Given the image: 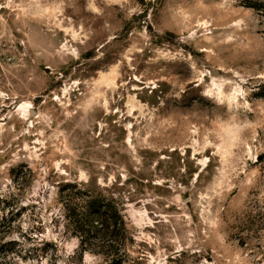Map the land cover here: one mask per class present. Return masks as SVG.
Instances as JSON below:
<instances>
[{
  "label": "rangeland",
  "instance_id": "rangeland-1",
  "mask_svg": "<svg viewBox=\"0 0 264 264\" xmlns=\"http://www.w3.org/2000/svg\"><path fill=\"white\" fill-rule=\"evenodd\" d=\"M263 91L264 0H0V264H108L69 183L124 264H264Z\"/></svg>",
  "mask_w": 264,
  "mask_h": 264
},
{
  "label": "trees",
  "instance_id": "trees-1",
  "mask_svg": "<svg viewBox=\"0 0 264 264\" xmlns=\"http://www.w3.org/2000/svg\"><path fill=\"white\" fill-rule=\"evenodd\" d=\"M257 159L264 161V153ZM68 186L71 189L64 197L65 218L79 239L82 253L92 251L102 255L108 264H124L129 232L114 198L81 188L78 183Z\"/></svg>",
  "mask_w": 264,
  "mask_h": 264
}]
</instances>
